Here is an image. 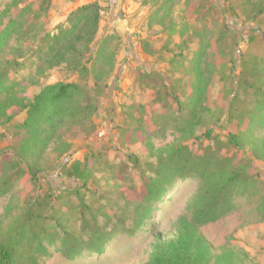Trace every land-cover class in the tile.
<instances>
[{
    "label": "rangeland",
    "instance_id": "rangeland-1",
    "mask_svg": "<svg viewBox=\"0 0 264 264\" xmlns=\"http://www.w3.org/2000/svg\"><path fill=\"white\" fill-rule=\"evenodd\" d=\"M49 1L34 44L24 48V63L36 60L39 39L53 33L70 12L97 3L101 21L92 49L108 37L109 53H115L114 68L96 84L85 61L86 71L62 65L48 71L39 87L30 88L29 97L45 85L72 83L80 87V94L70 104L76 115L65 119L59 129L60 142L51 144L36 161V179L24 175L0 198V241L11 237L9 232L30 208L45 221L42 227L46 232H56L57 236L55 222L60 220L67 232L87 242L92 234L82 228L79 199L91 213L97 212L98 228L106 226L109 232L122 222L124 230H131L147 205L141 178L146 165L155 164L156 152L170 145L199 152V145L206 144L201 136L208 130L224 141L225 135L235 130L229 114L251 108L252 92L258 85L251 79L242 87L238 85L242 69L249 80L255 59L264 54V14L256 12L258 0H169V11L158 10L163 0ZM12 2L16 3L12 12L29 6V17L42 7V0H0V14ZM207 10L209 13L204 14ZM200 41L205 44L199 64L206 86L204 103L198 110L197 125L190 132L180 133L172 125L177 104L168 101L166 93L175 92L182 105L188 103L191 86L197 80L194 53ZM156 97L162 100L155 103ZM23 118L20 114L0 128V153L6 151L1 155L7 158L3 162L10 161V151L18 145L14 127ZM159 119L163 123L160 128L155 125ZM225 153L234 154L236 163L242 162L257 186L249 197L238 198L229 214L199 232L211 246L213 256L228 249L239 257L237 264H264V221L255 215L264 195V161L248 157V149ZM87 161L91 174L87 187L66 177L64 172L73 163ZM196 191V181L177 182L162 202L151 204L150 219L141 230L115 235L102 254L87 248L79 258L67 259L59 251L58 241L55 245L46 242L45 252L36 253L35 263L148 264L154 244L177 234L178 220L185 215ZM84 218L89 219V214Z\"/></svg>",
    "mask_w": 264,
    "mask_h": 264
},
{
    "label": "trees",
    "instance_id": "trees-1",
    "mask_svg": "<svg viewBox=\"0 0 264 264\" xmlns=\"http://www.w3.org/2000/svg\"><path fill=\"white\" fill-rule=\"evenodd\" d=\"M170 3L169 0H163L158 10L164 8L169 11ZM15 4H8V8L0 14V128L10 124L20 114L24 118L14 127L13 135L19 137V140L18 145L10 151V161L3 162L7 158L1 154L6 151L0 153V198L6 196L15 182L24 175H29L31 180L36 179L39 173L34 168L36 161L51 144L60 142L59 129L63 121L76 115L70 104L80 94L79 86L72 83L45 85L29 97L30 88L39 87L48 71L62 65L86 71L84 64L87 63L96 84L105 80L114 68L115 53H109L108 37L97 43L94 51L92 49L101 21V8L97 3L78 7L55 27L53 33H45L36 45V60L28 59L30 61L26 64L24 48L34 44L40 31V20L46 15L50 1L42 0L41 9L30 17L29 6L12 12ZM256 10L257 14H264V0H258ZM208 13V10L204 12ZM204 45L200 41L194 53V68L198 74L196 82L191 86L192 94L188 103L182 105L175 92L166 93L168 101L177 104V116L172 118V125L180 133L190 132L197 125L198 110L203 107L206 86L200 75L199 64ZM241 73L238 80L240 87L243 83H249L250 79L258 83L252 92L254 99L251 108L240 110L234 115L229 114L228 120L235 122V130L228 132L224 141L208 130L201 136L206 144L199 145V152H193L184 145H170L156 152L155 164L146 165L145 174L141 178L147 205L142 208L140 218L134 222L131 230H124L122 222L112 226L109 232H106V226L98 228L94 215L97 212L91 213V209L79 199L82 228L89 230L91 237L87 242L78 240L73 233L65 230L60 220L55 222L59 228L56 236V232H46L42 224L45 221L37 218L29 208L24 218L9 232L11 237L0 241V264H36V253L45 252L43 243L55 245L56 241L59 251L67 259L79 258V254L87 248L102 254L105 245L115 235L122 232L134 234L141 230L150 219L151 204L162 202L177 182L186 180L196 181L197 191L189 200L185 215L178 220L175 237L154 244L148 264H237L239 257L231 250L224 249L219 255L213 256L211 246L199 229L229 214L235 208L236 200L249 197L257 186L254 178L246 174L242 162L236 163L234 154L228 156L223 152L236 153L248 149V157L264 161V54L255 59L248 72L249 80L244 78V68ZM160 99L156 97L154 102L158 103ZM161 122L162 119L156 120V127L163 126ZM65 148L68 149L67 146ZM132 160L137 165V159L132 157ZM89 170L88 161L75 162L64 173L69 179L87 187L91 177ZM85 213L89 214V219L84 218ZM255 215L264 221V195L255 208Z\"/></svg>",
    "mask_w": 264,
    "mask_h": 264
}]
</instances>
